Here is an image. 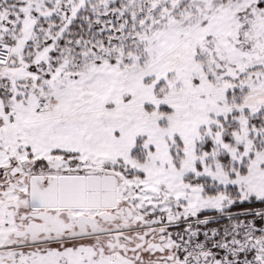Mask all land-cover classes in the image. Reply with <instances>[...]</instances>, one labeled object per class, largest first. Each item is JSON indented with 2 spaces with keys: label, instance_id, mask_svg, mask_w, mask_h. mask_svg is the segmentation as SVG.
I'll list each match as a JSON object with an SVG mask.
<instances>
[{
  "label": "snow or ice",
  "instance_id": "snow-or-ice-1",
  "mask_svg": "<svg viewBox=\"0 0 264 264\" xmlns=\"http://www.w3.org/2000/svg\"><path fill=\"white\" fill-rule=\"evenodd\" d=\"M0 264H264V0H0Z\"/></svg>",
  "mask_w": 264,
  "mask_h": 264
}]
</instances>
